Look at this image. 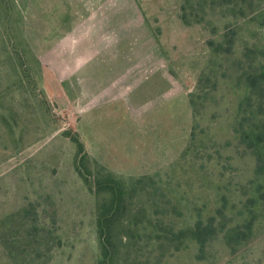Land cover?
<instances>
[{
	"label": "rangeland",
	"instance_id": "374dc122",
	"mask_svg": "<svg viewBox=\"0 0 264 264\" xmlns=\"http://www.w3.org/2000/svg\"><path fill=\"white\" fill-rule=\"evenodd\" d=\"M183 1L0 0V264H113L97 174L136 186L126 205L148 207L116 264H264V189L254 194L264 176L234 133L249 91L223 77L222 57L209 69L208 47L229 31L231 61L255 50L241 67L264 73V0L245 17L217 8L190 26ZM259 101L263 111L264 92ZM210 215L217 233L201 252L180 230ZM250 221L229 246L223 231ZM151 222L183 249L168 252Z\"/></svg>",
	"mask_w": 264,
	"mask_h": 264
},
{
	"label": "trees",
	"instance_id": "16d2710c",
	"mask_svg": "<svg viewBox=\"0 0 264 264\" xmlns=\"http://www.w3.org/2000/svg\"><path fill=\"white\" fill-rule=\"evenodd\" d=\"M217 8L232 10L233 14L238 17H245L248 13L252 12L255 13L257 9L255 0H184L181 6L180 18L183 23L188 26L193 24H204L207 22L206 18L208 11ZM212 31L216 32V29L213 28ZM229 34V31H226L223 35L222 41L219 43L214 41L208 43V47L213 56V59L210 61L209 69H215L216 61L214 57H222L224 64L230 62V65L227 66L228 70L223 74V77L228 78V80L237 84L241 82H245L246 84L249 95L240 101L238 110L242 116L234 127V133L240 144L245 145L255 154L254 174L256 177H261L264 176V130L263 127H260V125L254 124L257 120V115L262 114L261 116H264V110L261 111L262 102L259 101V103H257L258 99L262 95V92H264V73H257V71H244L246 68H242L241 65L247 61L251 62V64H256V61L259 60L262 53H258L252 49H246L245 53L242 55V61L238 63L231 61L234 58L235 39L230 37ZM234 74H237V78L235 79ZM197 99L200 98H195V95H192L190 101L195 121L199 116ZM255 105H260L257 109L262 113L257 114V112L253 111ZM248 109L250 111H248ZM87 159L88 157H83L81 160ZM81 166L83 171H88L86 165ZM99 175L100 174H97V176H95L97 181V190L99 193L103 194H105L104 191H106L105 196H103L105 204L102 207L103 209L100 208L98 218L99 232L104 239L102 241V251L105 256L111 257L113 264H116L117 260L115 259H118L123 254L124 250H127V253H129L132 245L133 248L134 245H137L133 244L132 240L135 236L134 231H132V226H134L133 222L141 215L145 214L147 211L146 208L148 207L141 199H138V206L134 210L131 205H126V199H124V196L126 193L128 195L127 190L131 189L138 193L139 190L136 186H132L130 188V186H127L121 179H119V181L109 179L111 176H107V178H105L108 180H102ZM148 180L152 181L153 179L150 178ZM263 187V183L258 185L254 194H260L261 189H264ZM140 190L146 194L149 191L148 188ZM261 197H264V193L261 194ZM153 207L156 209L157 215L160 216L156 219V221L160 222L158 220L163 218L165 214L164 212L159 213L157 203L154 204ZM209 217L210 218H208L207 221L201 217H197L194 220V223H191V225H187L180 230L181 235L183 237L185 236L186 240L193 242L201 252H204L207 243H209L217 233L214 216L210 215ZM124 218H126V221H124ZM152 222L151 228L148 227L151 231L150 235H157L158 238L159 236H162L161 239H163V241H169L170 243L166 242L169 250L168 252H180L183 249L184 245L182 243L174 241L173 237H170L169 239L168 235L171 234H169L165 229L155 226ZM244 223L245 224L242 226H240V223H237L234 227L223 231V233L221 232L224 236L225 242L229 246L235 245H230L233 241L237 242L239 240L246 239L252 232L254 226L253 222L250 221ZM124 239H127L126 242ZM155 244H157L159 248H162L164 245L163 242H157L153 244V248H155Z\"/></svg>",
	"mask_w": 264,
	"mask_h": 264
}]
</instances>
